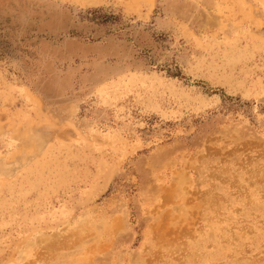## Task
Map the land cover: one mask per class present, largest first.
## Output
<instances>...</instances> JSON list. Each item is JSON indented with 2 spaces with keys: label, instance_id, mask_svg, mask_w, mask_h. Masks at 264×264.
Segmentation results:
<instances>
[{
  "label": "rangeland",
  "instance_id": "374dc122",
  "mask_svg": "<svg viewBox=\"0 0 264 264\" xmlns=\"http://www.w3.org/2000/svg\"><path fill=\"white\" fill-rule=\"evenodd\" d=\"M0 264H264V0H0Z\"/></svg>",
  "mask_w": 264,
  "mask_h": 264
}]
</instances>
